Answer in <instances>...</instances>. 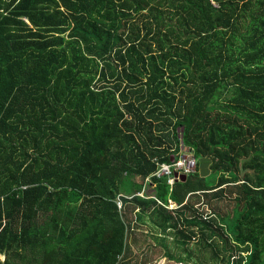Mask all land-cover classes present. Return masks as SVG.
I'll return each instance as SVG.
<instances>
[{"label": "trees", "instance_id": "1", "mask_svg": "<svg viewBox=\"0 0 264 264\" xmlns=\"http://www.w3.org/2000/svg\"><path fill=\"white\" fill-rule=\"evenodd\" d=\"M200 198L234 204L231 264H264V0H0V264L125 263L129 206L166 230Z\"/></svg>", "mask_w": 264, "mask_h": 264}, {"label": "rangeland", "instance_id": "2", "mask_svg": "<svg viewBox=\"0 0 264 264\" xmlns=\"http://www.w3.org/2000/svg\"><path fill=\"white\" fill-rule=\"evenodd\" d=\"M207 178L213 183L216 175L211 174ZM134 181V177H126L121 193L130 196L127 189ZM152 193L154 194V191ZM192 204L199 211V215L192 210L185 212L191 224L181 222L175 227V221H170L166 230L162 226L163 212L152 208L142 214L138 209L133 210V207L129 206L128 218L133 223L127 236L128 249L125 263L121 264H231L230 258H239L240 253L242 257L247 255V249L240 250L232 242L224 241L222 233L225 231L232 234V230L227 232L225 227L222 231L216 228L217 225H221L216 214H220L226 222H229L228 219L234 213V204L230 199L221 201L200 198L193 200ZM172 206L178 207L177 204ZM200 214L204 218L214 219L211 231L206 229L204 221L199 218ZM182 229H185L188 235L194 233L192 238L187 239L182 236L179 231Z\"/></svg>", "mask_w": 264, "mask_h": 264}, {"label": "built area", "instance_id": "3", "mask_svg": "<svg viewBox=\"0 0 264 264\" xmlns=\"http://www.w3.org/2000/svg\"><path fill=\"white\" fill-rule=\"evenodd\" d=\"M198 168V161L195 159L193 154L191 153H182L180 154L179 158L171 165L164 164L161 166L160 171L155 174L154 176L157 177H163L168 176L169 177V183L171 186H174L176 182L181 181L180 178L176 177V174H179L180 176H189L191 174H194L197 171ZM155 186L150 179H147L143 189L139 191L136 196L144 198V199H157L155 195L152 193L154 191ZM160 204H162L159 201ZM174 202H171V209L173 208ZM117 205L119 209L121 210L123 208V202L121 201L120 197L117 199ZM1 260H4L3 256H0Z\"/></svg>", "mask_w": 264, "mask_h": 264}, {"label": "water", "instance_id": "4", "mask_svg": "<svg viewBox=\"0 0 264 264\" xmlns=\"http://www.w3.org/2000/svg\"><path fill=\"white\" fill-rule=\"evenodd\" d=\"M199 172H200V176L202 178H207L208 176L211 175V169L210 166L212 164V161L210 158H202L199 160ZM177 178H180V180L185 181L187 180V176L183 175L180 176L179 174H176Z\"/></svg>", "mask_w": 264, "mask_h": 264}, {"label": "crops", "instance_id": "5", "mask_svg": "<svg viewBox=\"0 0 264 264\" xmlns=\"http://www.w3.org/2000/svg\"><path fill=\"white\" fill-rule=\"evenodd\" d=\"M175 204V203H174Z\"/></svg>", "mask_w": 264, "mask_h": 264}]
</instances>
